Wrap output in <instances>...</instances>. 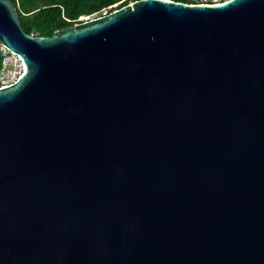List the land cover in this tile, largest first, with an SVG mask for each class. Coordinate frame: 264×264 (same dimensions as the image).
<instances>
[{"label": "water", "instance_id": "95a60500", "mask_svg": "<svg viewBox=\"0 0 264 264\" xmlns=\"http://www.w3.org/2000/svg\"><path fill=\"white\" fill-rule=\"evenodd\" d=\"M0 44V264H264V0H0Z\"/></svg>", "mask_w": 264, "mask_h": 264}, {"label": "trees", "instance_id": "16d2710c", "mask_svg": "<svg viewBox=\"0 0 264 264\" xmlns=\"http://www.w3.org/2000/svg\"><path fill=\"white\" fill-rule=\"evenodd\" d=\"M21 26L28 34L51 35L55 30L73 25L82 15L99 13L126 0H11ZM133 1V0H132ZM112 8L108 9L110 11ZM84 18V16L82 17ZM1 61V57H0Z\"/></svg>", "mask_w": 264, "mask_h": 264}, {"label": "built area", "instance_id": "2783aa9c", "mask_svg": "<svg viewBox=\"0 0 264 264\" xmlns=\"http://www.w3.org/2000/svg\"><path fill=\"white\" fill-rule=\"evenodd\" d=\"M192 4H214L222 3L227 0H177ZM107 9L102 10L99 13H92L89 15H82L78 19L79 21L87 20L105 14ZM84 16V18H82ZM0 87L10 84L21 77L25 71V65L22 58L15 52L9 50L4 45L0 44Z\"/></svg>", "mask_w": 264, "mask_h": 264}, {"label": "rangeland", "instance_id": "374dc122", "mask_svg": "<svg viewBox=\"0 0 264 264\" xmlns=\"http://www.w3.org/2000/svg\"><path fill=\"white\" fill-rule=\"evenodd\" d=\"M127 1V3H131L132 2V0H126ZM116 7H118V3H115V4H113V5H111V6H109V7H107L106 9L108 10V9H110V8H116Z\"/></svg>", "mask_w": 264, "mask_h": 264}]
</instances>
